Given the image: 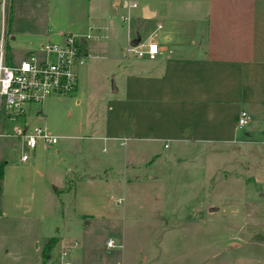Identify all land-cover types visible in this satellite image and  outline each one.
<instances>
[{
  "label": "rangeland",
  "instance_id": "rangeland-1",
  "mask_svg": "<svg viewBox=\"0 0 264 264\" xmlns=\"http://www.w3.org/2000/svg\"><path fill=\"white\" fill-rule=\"evenodd\" d=\"M136 1L140 11L145 0ZM79 2L86 8L88 0ZM67 3L7 0L3 12L0 0V31L3 18L10 63L26 59L61 30H73L67 25L71 17ZM125 22L135 20L130 15ZM140 24L139 20V44L147 40L150 28ZM95 77L91 89L100 96L104 93L100 75ZM59 95L65 100L45 98L30 105L33 110L44 106V118L32 112L15 119L1 116L0 132L8 134L0 135V160L10 163V182L7 179L5 189L0 188V264H41L42 247L56 231L69 240L67 244L78 242L71 253L73 264H264V204L241 201L264 195V156L255 153L254 162L229 148L207 156L189 155L180 148L146 163L150 157L145 151L124 155L122 148L111 153L110 145L102 141L91 149L86 137L102 130L104 103L97 99L95 106L77 105L68 94ZM36 124L45 125L60 136L58 144L64 143L54 154L58 167L56 171L51 164L37 167L30 180L36 179L39 187L18 186L24 170L20 155L25 150L30 156L32 149L16 129ZM107 157L108 167L99 172L109 182L76 181L82 171L96 172ZM201 167L207 172L203 180L195 178ZM140 170L159 175L151 182L133 179ZM49 172H54L56 182H50ZM67 177L75 181L70 189ZM260 200L264 202V196ZM233 211L238 215L233 217ZM248 216L259 225L249 227ZM239 222L245 227L233 230ZM233 236L245 241L238 262L234 251H223L235 242ZM110 239L113 247L107 246Z\"/></svg>",
  "mask_w": 264,
  "mask_h": 264
},
{
  "label": "crops",
  "instance_id": "crops-1",
  "mask_svg": "<svg viewBox=\"0 0 264 264\" xmlns=\"http://www.w3.org/2000/svg\"><path fill=\"white\" fill-rule=\"evenodd\" d=\"M66 1L71 15L67 25L73 28L67 31L79 35L86 53L75 88L66 94L77 105L95 106L97 99L104 103L103 127L86 137L89 148L102 141L110 145L111 153L122 148L124 155L145 151L150 157L146 163L180 148L193 156L229 148L254 162L255 153L264 156V0H145L140 11L139 5H128L130 0H88L86 8L79 0ZM126 13L134 24L125 22L129 20L122 17ZM139 20L141 26L150 27L147 40L140 44ZM132 41H137L139 48L154 41L159 51L155 57L138 55L130 49ZM97 74L104 92L100 96L91 89ZM58 96L46 98L65 100ZM31 104L24 114L47 116L44 106L33 110ZM241 109L250 115L243 127L237 125ZM37 146L28 159H20L24 170L18 186L39 187L38 181L30 178L40 165L51 164L57 170L55 152L60 153L64 143ZM191 147L198 150L189 151ZM108 158L100 161L96 172L82 171L76 181L81 178L87 185L109 182L110 178L99 172L108 167ZM2 161L4 190L10 163ZM53 173L49 172L51 183L56 182ZM206 173L201 167L195 178L203 180ZM133 177L148 182L156 178L141 170ZM66 181L68 189L75 184L72 178ZM263 196L241 201L264 204L260 200ZM237 215L233 211L232 216ZM253 217L248 216L249 227L259 225ZM244 227L239 222L233 230ZM52 236L60 238L62 246L69 245L57 231ZM232 238L235 242L223 251H234L238 262L245 241L243 236Z\"/></svg>",
  "mask_w": 264,
  "mask_h": 264
},
{
  "label": "built area",
  "instance_id": "built-area-1",
  "mask_svg": "<svg viewBox=\"0 0 264 264\" xmlns=\"http://www.w3.org/2000/svg\"><path fill=\"white\" fill-rule=\"evenodd\" d=\"M7 0H1L3 12ZM131 7L138 5L136 0L128 4ZM124 20L129 19V14L123 16ZM78 34L72 31H62L59 37L48 39L40 43L32 50L26 59L19 62L8 61L7 39L8 31L2 18L0 31V119L3 114L5 118L15 119L17 115L26 112V104L43 102L51 94H66L74 90L78 70L85 62L86 53L82 49ZM131 50L138 55L146 54L155 57L159 51L156 42L149 41L146 48H139L131 45ZM250 119L245 109L239 111L237 125L245 126ZM16 133L23 138L24 145L34 149L38 144H55L59 136L50 132L45 125H34L28 129L17 128ZM8 134L7 132H0ZM29 158L28 151H23L21 160ZM78 246L75 241L68 246H63L59 252L55 264H73L71 253ZM108 247H113V240H108Z\"/></svg>",
  "mask_w": 264,
  "mask_h": 264
},
{
  "label": "trees",
  "instance_id": "trees-1",
  "mask_svg": "<svg viewBox=\"0 0 264 264\" xmlns=\"http://www.w3.org/2000/svg\"><path fill=\"white\" fill-rule=\"evenodd\" d=\"M4 162H0V188L3 178ZM61 245V239L57 236H52L46 240L41 250V264H55L58 260V250Z\"/></svg>",
  "mask_w": 264,
  "mask_h": 264
},
{
  "label": "water",
  "instance_id": "water-1",
  "mask_svg": "<svg viewBox=\"0 0 264 264\" xmlns=\"http://www.w3.org/2000/svg\"><path fill=\"white\" fill-rule=\"evenodd\" d=\"M145 9H148V8L146 7ZM145 9H144V11H145ZM136 43H137V41H132V42H131L132 45H135ZM215 209H216V208H215ZM213 210H214V208H210V209H209V211H213Z\"/></svg>",
  "mask_w": 264,
  "mask_h": 264
}]
</instances>
